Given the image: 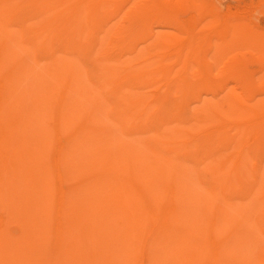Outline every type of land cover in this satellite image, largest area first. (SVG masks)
I'll use <instances>...</instances> for the list:
<instances>
[{
  "label": "bare ground",
  "instance_id": "6f19581e",
  "mask_svg": "<svg viewBox=\"0 0 264 264\" xmlns=\"http://www.w3.org/2000/svg\"><path fill=\"white\" fill-rule=\"evenodd\" d=\"M232 1L0 0V264H264V0Z\"/></svg>",
  "mask_w": 264,
  "mask_h": 264
},
{
  "label": "rangeland",
  "instance_id": "374dc122",
  "mask_svg": "<svg viewBox=\"0 0 264 264\" xmlns=\"http://www.w3.org/2000/svg\"><path fill=\"white\" fill-rule=\"evenodd\" d=\"M231 1H232V0H231ZM234 1H235V2L237 1V2H236L235 4H233V5H236V4L238 3V4H237V7L239 6L238 8L246 7V6H248L249 4L251 5V3H252V0H246V1H248V5L246 4L247 2H246L245 0H243V2H242L241 0H233V1L230 2V3H234ZM239 1H240V2H239ZM244 2H245V3H244ZM241 5H242V6H241ZM243 5H244V6H243ZM250 5H249V6H250ZM259 13H260V12H256V13H254L253 16L257 17V16H258L257 14H259ZM260 14H261V13H260ZM260 14H259V16H258V17H259L258 20H257V18H255V17H254V18L257 20L258 23H259L260 21H263V23H262V22L259 23V24L262 25V24H264V18L261 16L262 14H261V15H260ZM263 16H264V14H263ZM260 19H261V20H260ZM262 19H263V20H262ZM262 26H264V25H262Z\"/></svg>",
  "mask_w": 264,
  "mask_h": 264
}]
</instances>
